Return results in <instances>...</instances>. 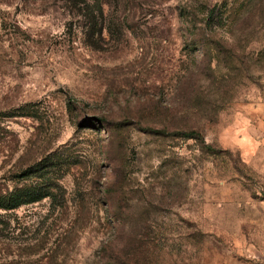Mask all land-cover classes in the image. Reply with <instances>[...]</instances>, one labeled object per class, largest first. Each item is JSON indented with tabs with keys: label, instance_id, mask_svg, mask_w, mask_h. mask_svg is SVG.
Listing matches in <instances>:
<instances>
[{
	"label": "rangeland",
	"instance_id": "obj_1",
	"mask_svg": "<svg viewBox=\"0 0 264 264\" xmlns=\"http://www.w3.org/2000/svg\"><path fill=\"white\" fill-rule=\"evenodd\" d=\"M15 188L0 264H264V0H0Z\"/></svg>",
	"mask_w": 264,
	"mask_h": 264
},
{
	"label": "trees",
	"instance_id": "obj_2",
	"mask_svg": "<svg viewBox=\"0 0 264 264\" xmlns=\"http://www.w3.org/2000/svg\"><path fill=\"white\" fill-rule=\"evenodd\" d=\"M97 14H99V16L102 18V11L100 9H98ZM101 25L102 23L98 25L97 22L94 21V19L90 22L89 30L92 33V35L101 34V31H102ZM89 43L91 44V46L95 47V44L92 40H89ZM180 135H184L183 136L184 138L193 139L195 141H200L203 143V140L200 138L198 133L194 131H191L186 134H180ZM41 169H39L37 165H33L19 173H14V175H12L9 178V180L17 183L25 179H30L32 172H37L38 170H41ZM38 200H40V196L38 195V193L36 194L34 192V188L29 189L28 191L23 190V189H16V188L13 190L4 189L0 191V212L9 213L11 211L16 210L20 206L29 205ZM2 222L3 220H2V217L0 216V225H2Z\"/></svg>",
	"mask_w": 264,
	"mask_h": 264
}]
</instances>
